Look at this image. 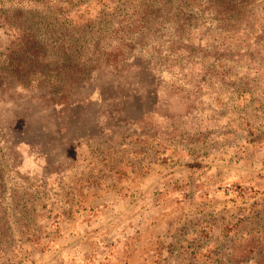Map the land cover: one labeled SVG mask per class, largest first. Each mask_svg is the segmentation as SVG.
<instances>
[{
	"label": "rangeland",
	"instance_id": "rangeland-1",
	"mask_svg": "<svg viewBox=\"0 0 264 264\" xmlns=\"http://www.w3.org/2000/svg\"><path fill=\"white\" fill-rule=\"evenodd\" d=\"M0 264H264V0H0Z\"/></svg>",
	"mask_w": 264,
	"mask_h": 264
},
{
	"label": "trees",
	"instance_id": "trees-1",
	"mask_svg": "<svg viewBox=\"0 0 264 264\" xmlns=\"http://www.w3.org/2000/svg\"><path fill=\"white\" fill-rule=\"evenodd\" d=\"M112 53H115V51H114V52H111V54H109V56L107 55V56H106V59L110 58V57L112 56ZM113 56H114V55H113Z\"/></svg>",
	"mask_w": 264,
	"mask_h": 264
}]
</instances>
